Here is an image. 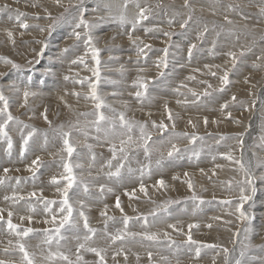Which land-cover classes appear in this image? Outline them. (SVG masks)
<instances>
[{"label": "rangeland", "instance_id": "374dc122", "mask_svg": "<svg viewBox=\"0 0 264 264\" xmlns=\"http://www.w3.org/2000/svg\"><path fill=\"white\" fill-rule=\"evenodd\" d=\"M108 3H114L118 9L112 11ZM123 3L124 0H60L58 5L56 0H0V8L8 5L0 11V92L14 118L5 128L7 137L0 138V153L7 158L14 153L18 158L23 157L41 139L48 147V153L42 154L28 173H10L20 170V164L9 163L11 158L1 164L4 167L0 168V179L4 182L7 177L5 184L11 186L3 189H6L4 195L0 194V209L6 208L0 229L7 231L8 211L16 218L22 214L19 209L34 212L25 214L23 223H13L21 225L20 230L28 227L37 230L22 241L33 254L35 264H67L58 259L49 261V252L57 251V246L53 243L49 248L42 243L43 230L54 229L62 218L59 209L64 199L61 192L67 185V164L75 178L68 188V201L73 208L71 219L79 231L68 226L61 229L66 240L61 242L59 250L74 264H100L99 257L83 250L79 253L83 259L76 260L75 237L79 235L82 240L86 232L81 211L89 226L96 230L88 245L104 249L103 264H226L225 248L229 250L231 264L236 259L241 264H264V0H188V7L184 6V0H131L126 10ZM137 3L148 9V19L135 27L130 22H121V12H125L129 21L136 18ZM81 12L91 26L87 33L83 26L76 27ZM19 13L23 15L18 21ZM61 15L64 19L49 31V25ZM189 15L192 19L181 28ZM22 22L29 27L20 28ZM6 30L13 33L12 41ZM75 32H80L79 39ZM89 36L91 41L86 43ZM93 48L98 50L96 59ZM230 53L236 55L235 62ZM78 57L84 62L80 63ZM3 58L20 67L13 68ZM74 60L77 62L72 63ZM225 72L228 73L226 85L221 82ZM141 83L146 87L141 88ZM93 85L103 102L100 112L115 122V131H109L107 121L102 122L100 132L93 126L97 113L96 101L91 99ZM25 91L29 93L27 99ZM53 91L62 97L73 95L74 101L83 99L81 105L86 107L59 112L49 102V96H55ZM137 92L143 95L137 96ZM3 107L0 102V108ZM124 107L133 113L127 114ZM121 113L126 121L137 125L131 133L119 126ZM6 118L7 114L0 115V123ZM153 122L156 125L163 122L168 127L161 132ZM140 124L145 125L146 133L152 137L150 157L146 158L143 148H137L134 143L127 159L122 160L120 153L113 159L112 145L119 148L121 140H127L128 135L134 142L142 143ZM61 126L63 131L70 132L68 139L74 149L71 155L65 149ZM33 129L36 131L22 152L23 138ZM193 133L203 139L190 144ZM171 143L181 152L170 158L167 151ZM52 146L58 148L52 150ZM29 163H23V168L27 169ZM121 163L124 166L120 174L110 175ZM4 168L10 170L5 172ZM39 175L44 180L38 179ZM159 180L164 181L163 187L157 184ZM141 184L146 194L140 191ZM241 188L248 197L243 203ZM43 190L49 191L48 195ZM5 196L10 199L5 200ZM117 198L120 208L116 207ZM126 199L125 204L120 202ZM48 201L54 203L46 211ZM238 207L246 219H241ZM153 210L158 213L155 218L149 215ZM51 214L57 216L56 224L50 223ZM28 215L32 222L40 224L26 225ZM124 216L131 218L128 231L156 233L157 240L136 236L111 243L105 235V226L108 233L116 234L124 227ZM46 220L49 222L45 223ZM189 224L196 227L189 230ZM189 234L196 244L187 243ZM17 239L15 233H0V260L5 264H16L9 256L21 264L22 254L15 250ZM121 249L122 253L117 255ZM242 250L244 255L240 256Z\"/></svg>", "mask_w": 264, "mask_h": 264}, {"label": "snow or ice", "instance_id": "6c2138e0", "mask_svg": "<svg viewBox=\"0 0 264 264\" xmlns=\"http://www.w3.org/2000/svg\"><path fill=\"white\" fill-rule=\"evenodd\" d=\"M56 3L59 5L60 4V0H56ZM129 3H131V0H124V3L122 4V8L126 10L128 8V6H129ZM33 6H35V5H33ZM184 6L188 7V0H184ZM136 7L139 10L136 18H134L132 21H129L127 16L125 15V12H121L120 15H119L120 21L121 22H130V23H132L133 27H135L137 24H139L141 22V20H147L148 19V15H147L148 9L145 8V7H141L138 3L136 4ZM232 7H233V5H229V8H232ZM7 8H8V5H4L3 8H0V11H4ZM65 11L67 12L68 10L65 9ZM22 15H23L22 13H19L17 15V20L18 21L20 19V16H22ZM62 19H64L63 15H61V17H59L56 20H54L53 21V25H49V31L51 30V28L54 26L55 23H57L59 20H62ZM191 19H192V17H191V15H189L188 19L184 23H182L180 25V27L181 28L185 27V25ZM225 19L227 20V17H225ZM228 23H231V21L228 20ZM19 26H20V28H23V29H27L29 27V25L27 23H24V22L20 23ZM81 26L84 27L86 33H87V30L91 27L83 19V13L82 12H81L80 21H79V23L76 24L77 28H80ZM40 30L44 31L43 28H41ZM205 31H206V29H205ZM80 35H81L80 32H75V36L77 37V39L80 38ZM165 35H167V33H165ZM7 36L9 38V40L12 41L13 33L11 31H7ZM90 41H91V37L89 36L88 41H86V43H88ZM145 47H148V45H145ZM192 47H195V45H193V46H191L189 48V54H191ZM63 51L67 52L68 49H64ZM142 51H143V49H141V52ZM41 52H43V48H41ZM97 54H98V50L93 48L92 49L93 59H96ZM229 55L232 56L233 62H235L236 55L234 53H230ZM240 55L241 56L244 55V51L243 50L240 52ZM3 59H4L5 63L12 64L13 68L20 67L19 65L13 63L11 60H8L7 58H3ZM77 59H78V61L80 63L84 62L82 57H78ZM76 62H77V60L72 61V63H76ZM97 64H99L98 60H97ZM166 66L167 65L165 64V67ZM141 71H143V69H141ZM97 75H98V73H97ZM213 75H215V73H213ZM65 79H68V77H65ZM221 82H222V84H225V85L228 83V73L227 72H225L223 77H221ZM140 87L141 88H145L146 85L144 83H141ZM209 87H211V85H209ZM220 90L222 91L223 89H220ZM136 95L137 96H141V95H143V93L137 92ZM193 95H195V93H193ZM205 95H207V93H205ZM24 96H25V99H27V97L29 96V93L27 91H25ZM91 99L93 101H96L95 108L97 110V113H96V120L93 122V126L95 127V130L97 132H100L101 131L102 122L107 121V123L110 125L109 131H115V129H116L115 122L109 120L108 117L104 116L100 112V109L103 107V102L100 100V97L96 94L94 85L92 86ZM232 99L235 100L236 99L235 96H233ZM0 102H2L3 105H4L3 108H0V115L7 114V118L3 121V123H0V138H3V137H7V132L5 131V128H6L7 124H8V122L12 121L14 118L8 112V101L6 100V98L4 97L2 92H0ZM222 107H226V105L222 106ZM168 118H169V120L172 119V116H171L170 112H169V117ZM45 119H47V117H45ZM189 123L191 124L192 122L189 121ZM205 124H207V118H205ZM119 126L121 128L127 129V131L129 133H131L133 131V128L136 127L137 125L132 123V122L126 121L125 118H124L123 113H121L120 117H119ZM138 126L140 128L139 141H141L142 143L134 142L132 136L128 135L127 140H121V146L119 148H117L115 145H112L110 150L113 153V159H116L117 153L121 154L122 160L127 159L128 155H129V152L131 151V146L134 143H135V146L137 148H141V147L143 148V152H144V155H145L146 158L150 157L151 152L153 151V148H152V146L150 145L149 142L151 141L152 137H151V135L149 133H146L145 125L140 124ZM153 126L159 128V130L161 132H164L167 129V127H168V125L163 123V122H161L159 125H156L155 122H153ZM25 127L27 128L29 126L25 125ZM174 127H175V125H173V128ZM193 127H195V125H193ZM62 129H63V126H61V135L65 138L64 139L65 149L68 152V154L71 155L74 149L70 145L69 139H68V137L70 135V132L63 131ZM80 130L84 132L85 136L88 135L86 130H84V129H80ZM35 131L36 130L33 129L32 131L28 132L27 136H25L23 138V144L21 145V151L22 152L24 150V146L27 145L29 139L33 136ZM181 135H183L185 137H189L188 133H183ZM199 139H203V138L202 137H198L197 135H195L193 133L190 136V138H189V143L190 144H195V142L197 140H199ZM221 139H223V137ZM8 146H9V148H11V146H12V142H11L10 138L8 139ZM88 147L91 148V145H89ZM180 152H181V149L176 144L171 143L170 147H169V149L167 151V156L171 158L173 155L178 154ZM161 158H163V153H161ZM226 158L227 159H231V156L227 155ZM35 163H36V161H33V164H35ZM159 163H160V160H157V164H159ZM109 166L111 167V162H109ZM123 166H124L123 163H121L120 166L116 168L115 172L110 173V175L118 176L120 174V170H121V168ZM240 167H241V169H244V164L241 163ZM65 170H66V172H68V176L65 177V179L67 180V185L61 192V194L64 197V199L61 201V206H60V209H59L62 218L59 220V225L57 227H55L54 229H51V230L50 229H44L43 230L44 239H43L42 243H44L45 245H48L49 248L51 247V245L53 243H55V245L57 246V251H55V252L50 251L49 252V254L47 256V259L49 261H53V260H57L58 259V260H62V261L67 262V264H74V262L69 258V256L67 254H65L63 251L59 250V248L61 246V242L66 240V237L62 234L61 229L65 228V226H68L69 229H72V230L77 231V232L79 231L78 226L76 224L72 223V219L71 218H72V214H73V208L69 204V201H68V188L72 187V184L75 182V178L71 174L72 170L69 167V165L65 164ZM4 171L7 172L8 169H4ZM142 174H143V170H142ZM185 175H187V173H185ZM247 182L249 184L251 183V178L250 177L248 178ZM0 183H3L2 179H0ZM157 184L160 185L161 187H163L164 186V181L163 180H159V181H157ZM188 187L191 190L192 189V184L189 183ZM100 188H101V191L104 190V186L103 185H101ZM58 191H61V190L58 189ZM85 191H87V186H85ZM108 191H111V189H108ZM140 191L141 192H145V194H146V189L144 188L143 184H141V186H140ZM240 191H241V202L243 203L244 201H246L248 199V197L244 195V189L243 188H241ZM31 195L34 196L35 193H32ZM8 199H10V197L5 196V200H8ZM20 199H23V197H20ZM193 199H196L195 193L193 194ZM52 203H54V201L46 202V204H45L46 211L49 210V205H51ZM81 206L83 207V203L82 202H81ZM116 207L120 208L119 198H117ZM164 207L166 208L167 205H165ZM121 211H123V210L121 209ZM237 211L240 212L241 219H246L247 218L245 216V213L243 211H241L239 207H238ZM0 213H3V209H0ZM101 215H106V213H101ZM149 215H151V216H153L155 218L158 215V213H157L156 210H153L151 213H149ZM12 216H13L12 211H8L6 225H7V228L10 230V232L11 233H15V235L19 238L16 241L15 250H18L19 253L22 254V256H21V264H35V261L33 259V254L28 251L26 243L22 242V241H24L25 238L29 237V235L31 233L37 232V230L33 229L31 227L23 228V230H20L21 229V225L13 223ZM80 216L84 220L83 228L86 230V232H85V235L83 236L82 240H81L79 235H77L75 237V239L78 241V246L76 248V252H77L76 260L77 261H81L83 259L82 255L79 254L81 252V250H83V251L94 253L97 257H99L100 264H103V261H104V255H103L104 249L90 247L88 245V242L91 241L93 239V237L95 236L96 230L89 226L87 217H85L83 211L80 212ZM4 219H5L4 216L2 214H0V221H4ZM57 219L58 218H57L56 215H52L51 223L52 224H56ZM108 219L111 220L113 218L112 217H108ZM130 219L131 218L127 217V216L123 217V225H124V227L121 230H117L116 234L108 233L107 232V225L105 226V235H107L109 237L111 243L115 244L116 242H123L128 237H136V236H141L142 239L148 240V241H156L157 240L158 236H157L156 233H147V232H145V233H134V232L128 231ZM20 220L21 221L25 220V217L21 216ZM27 221L30 224L32 222V217L28 216L27 217ZM48 222L49 221H47V220L45 221V223H48ZM144 222H145V226H147V217L146 216L144 217ZM169 227L175 229L176 226L175 225H169ZM193 227H196V225H193V224H189L188 225L189 230H191ZM245 231H247V229H245ZM164 235L167 237L168 234L164 233ZM238 235H239V233H237V236ZM11 243H12V241H9V244H11ZM187 243L196 244L197 242L193 241L191 235L189 234ZM208 247H214V246H208ZM4 250L6 252L8 251L7 248H5ZM122 251L123 250L121 249V252L117 253V255L121 254ZM223 251L225 253V262H226V264H231V261L229 260V250L227 248H225V249H223ZM151 255L152 254L149 253V258H151ZM199 255H200V248L198 247L196 249V256L198 257ZM243 255H244V252L242 250L240 252V256H243ZM137 258H139V257H137ZM125 260H127V256L126 255H125ZM0 264H5V261L0 260ZM235 264H241L240 259H236L235 260Z\"/></svg>", "mask_w": 264, "mask_h": 264}, {"label": "bare ground", "instance_id": "6f19581e", "mask_svg": "<svg viewBox=\"0 0 264 264\" xmlns=\"http://www.w3.org/2000/svg\"><path fill=\"white\" fill-rule=\"evenodd\" d=\"M104 2V1H103ZM109 2V1H108ZM102 3V2H101ZM107 3V2H106ZM114 4V3H113ZM113 4L112 3H108V5H109V7L111 8V10L112 11H116L118 8H115L114 6H113ZM102 36V35H101ZM105 36V35H104ZM107 36H108V34H107ZM102 38H104L103 36H102ZM108 38V37H107ZM182 47V46H181ZM207 59V58H206ZM216 61V60H215ZM226 71V70H225ZM240 73V72H239ZM240 77V76H239ZM246 78V77H245ZM238 79H240V78H238ZM237 80H235L234 82H236ZM233 83V82H232ZM240 84V83H239ZM164 85V84H163ZM244 85V84H243ZM253 85V84H252ZM251 85V86H252ZM9 86H11V85H9ZM235 86V85H234ZM238 86V85H237ZM242 86V85H241ZM250 86V85H249ZM12 87V86H11ZM236 87V86H235ZM39 88V87H38ZM237 88V87H236ZM244 88H245V85H244ZM251 88H253V86L251 87ZM235 89V88H234ZM238 89V88H237ZM3 90V89H2ZM238 90H240V89H238ZM247 90V89H246ZM249 90H250V88H249ZM54 91H56V90H54ZM53 91V94L55 95V96H49V102H50V104H51V106L54 108V109H56L57 111H61L62 109H67V112H70V111H76V110H81L82 108H85L86 106L85 105H81V104H83V102H84V100L82 99V103L81 102H78V101H74L75 99H74V97L75 96H73V95H71V96H69V97H62V96H60V95H58V93H55ZM237 91V90H236ZM4 92V91H3ZM57 92V91H56ZM157 92H159V91H157ZM237 92H239V91H237ZM65 92H63L62 94H64ZM236 93V92H235ZM4 94H5V92H4ZM57 94V95H56ZM225 94H227V93H225ZM261 95V94H260ZM172 96V95H171ZM240 96V95H239ZM235 97H236V95H235ZM245 97H246V95H245ZM71 98H73V99H71ZM262 100V99H261ZM87 101H88V99H87ZM238 101V100H237ZM239 102V101H238ZM234 103V102H233ZM264 103V102H263ZM211 104V103H210ZM239 104V103H238ZM77 105H79V106H77ZM191 105V104H190ZM262 107V106H261ZM76 108H79V109H76ZM127 108V107H126ZM126 108L124 107V110L125 111H127V114L129 113V114H132L133 113V110H126ZM65 111V110H64ZM124 111V112H125ZM252 112V111H251ZM61 113H63V112H61ZM71 114H72V112H71ZM260 114V113H259ZM65 115H66V113H65ZM68 115V114H67ZM66 115V116H67ZM187 118V117H186ZM245 119H246V117H244ZM250 118V117H249ZM196 121L198 122V120L196 119ZM195 122V121H194ZM243 122V121H242ZM247 122V121H246ZM258 122V121H257ZM196 123V122H195ZM194 125H196V124H194ZM198 125L199 124H197V127H198ZM201 126V125H200ZM199 126V127H200ZM212 127V126H211ZM220 127V126H219ZM223 129V128H222ZM226 129V128H225ZM250 129V128H249ZM207 131V130H206ZM210 131V130H209ZM212 131V130H211ZM219 131H220V129H219ZM223 132V131H222ZM213 133V132H212ZM251 134V133H250ZM249 134V135H250ZM255 134V133H254ZM251 136V135H250ZM244 139V138H243ZM36 141V140H35ZM157 144V143H156ZM242 144H244V143H242ZM47 146H46V144L44 143V140L43 139H41L40 141H37V142H34L29 148H28V151H27V153H26V155H24L23 157H20V158H18V154L17 153H14V156H13V154L9 157V158H11L10 159V161H9V163L12 165V163L14 162V164H20V167L19 166H17V167H19L20 168V170L18 169V170H13V169H11V170H13V171H11L10 173H15L16 175H17V173H20V174H23V173H28V171L30 172V171H32L35 167H36V163L40 160V156L42 155V154H44V155H46L47 153H48V150H47ZM54 148H58V147H53L52 146V150H54ZM246 150V149H245ZM11 151V150H10ZM10 151H7V152H10ZM6 152H4L3 151V154H5ZM36 153H38V155H35ZM246 153H248V152H246ZM250 155V154H249ZM250 157H251V155H250ZM0 168H3L4 167V165L2 166L1 164L3 163V162H6L9 158H7V157H5V156H3L1 153H0ZM33 161H36V163L35 164H33ZM16 162V163H15ZM27 163V162H30L29 163V167L27 168V169H24L23 168V163ZM97 163V162H96ZM7 165V164H6ZM5 165V166H6ZM16 166V165H15ZM28 166V165H27ZM6 167H9V166H6ZM11 167V166H10ZM14 168V167H13ZM248 168V167H247ZM5 169V168H4ZM7 169V168H6ZM15 169V168H14ZM10 169H8V171H9ZM2 171V170H1ZM11 175V174H10ZM9 175V176H10ZM45 176V175H44ZM9 178V177H8ZM38 179H42V180H44L43 179V177L41 176V175H39V177H38ZM52 180V179H51ZM7 177H5V179H4V182L3 183H1V185H0V194H2L3 193V191H5V190H3L5 187H10L11 185H8L7 186V184H5V183H7ZM47 183V182H46ZM134 183H136L135 181H134ZM47 187V186H46ZM39 189V188H38ZM254 191V190H253ZM41 192H44V190L43 191H41ZM46 192V191H45ZM44 192V193H45ZM48 192L49 191H47V193H45V194H47L48 195ZM257 192V191H256ZM112 193V192H111ZM2 195H4V194H2ZM42 196V195H41ZM3 200V199H2ZM253 200V199H252ZM42 201V200H41ZM8 202V201H7ZM121 203H126V202H128V200L126 199L125 201H123V200H121L120 201ZM1 203V202H0ZM4 205H5V203L4 202H2ZM89 203V202H88ZM87 203V204H88ZM86 204V205H87ZM44 205V204H43ZM42 205V206H43ZM28 207V206H27ZM44 207V206H43ZM87 207V206H86ZM3 208V207H2ZM13 208V207H12ZM92 208V207H91ZM4 209H6V208H4ZM3 209V210H4ZM32 209V208H31ZM31 209H29V210H31ZM55 209V208H54ZM33 210H34V208H33ZM57 210V209H56ZM35 211V210H34ZM41 211H43V209L41 210ZM19 212L20 213H22V214H18V215H20V217L21 216H24V217H26L25 216V214H27L28 212H32V211H26V208L24 209V208H22V209H19ZM38 212V211H37ZM44 212V211H43ZM49 212H52V211H49ZM4 213V212H3ZM3 213H0V214H3ZM32 213H34V212H32ZM31 213V215H33ZM36 213V212H35ZM38 213H40V212H38ZM41 214V213H40ZM47 214H48V212H47ZM39 215V214H38ZM52 215V214H51ZM29 216V215H28ZM41 216H42V214H41ZM45 216V215H44ZM42 217V219H43V221L45 220V217ZM259 216V215H258ZM20 217H18V218H16L14 215L12 216V221L13 222H15V221H19L20 223H23V221H21L20 220ZM33 217H35V216H33ZM74 217V216H73ZM36 218V217H35ZM41 218V217H40ZM204 218V217H203ZM34 219V218H33ZM37 219V218H36ZM41 219V220H42ZM51 219V218H50ZM49 221H51V220H49ZM51 223V222H50ZM6 224V223H5ZM5 224H4V227H5ZM26 225H29V226H32V225H36V224H40V223H36V222H31L30 224L28 223V221H27V219H26V223H25ZM44 224V223H43ZM53 225V224H52ZM7 227V226H6ZM7 231H4V230H1L0 229V233L1 232H5V233H7V234H9V235H11L12 233L10 232V230L7 228L6 229ZM40 235V234H39ZM42 235V234H41ZM41 237V236H40ZM26 239V238H25ZM37 239H39V238H37ZM30 245L32 246V244L30 243ZM53 245V244H52ZM2 251V250H1ZM16 253V252H15ZM136 253V252H135ZM134 253V254H135ZM71 254V253H70ZM133 254V255H134ZM9 255V254H8ZM137 255V254H136ZM16 256H18V255H16ZM15 256V257H16ZM77 256V255H76ZM14 256H12V258H13ZM7 258V257H6ZM9 258V260H11L12 262H14V263H16V264H19V261L17 260V259H15L14 258V260L13 259H11V257L9 256L8 257ZM17 258V257H16ZM117 259V258H116ZM132 259V258H131ZM2 260V259H1ZM9 260H7V261H9ZM35 260V259H34ZM10 261V262H11Z\"/></svg>", "mask_w": 264, "mask_h": 264}]
</instances>
